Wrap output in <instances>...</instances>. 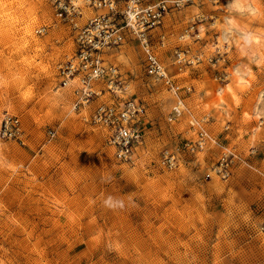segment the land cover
<instances>
[{
	"label": "rangeland",
	"instance_id": "rangeland-1",
	"mask_svg": "<svg viewBox=\"0 0 264 264\" xmlns=\"http://www.w3.org/2000/svg\"><path fill=\"white\" fill-rule=\"evenodd\" d=\"M231 1L172 9L164 18L163 47L152 32L173 88L146 76L141 45V52H130L132 75L106 59L129 83L132 98L146 108L151 99L170 133L142 161L121 163L106 130L87 121L88 110L73 109L70 89L59 88L56 65L74 44L68 27L55 25L52 3L0 0V119L5 112L18 115L27 136L25 145L0 139V264H264V175L251 164L264 152L256 142L218 153L211 147L174 170L158 164L161 149L179 140L189 122H198L194 137L211 119L200 110V76L217 85L213 91L230 82L238 113H252L264 133V58L256 64L234 42L244 31L264 36V0H248L252 15L234 11ZM79 4L83 24L95 11ZM215 18L241 24L222 31L230 47L226 74L238 64L252 68L244 87L227 76L216 80L207 62L224 22L213 27ZM42 25L48 32L36 34ZM184 49L203 51L204 59L180 68L174 60ZM98 99L111 98L106 93L92 106ZM224 152L233 159L227 179L213 172Z\"/></svg>",
	"mask_w": 264,
	"mask_h": 264
},
{
	"label": "built area",
	"instance_id": "built-area-1",
	"mask_svg": "<svg viewBox=\"0 0 264 264\" xmlns=\"http://www.w3.org/2000/svg\"><path fill=\"white\" fill-rule=\"evenodd\" d=\"M52 3L56 24H64L72 33L74 48L62 55L56 65L59 88H68L74 97L73 109L87 111V121L92 126L106 130L108 144L113 148L115 159L121 163H134L136 149L144 140L143 121L145 108L129 94L130 85L117 67L108 64L106 53L125 43L127 35L134 36L144 55L146 76L153 82L173 88V78L163 66L152 42V32L159 31V46L163 47L165 35L161 31L164 18L172 9L200 4L203 0H81L82 5L95 11L81 24L83 16L79 0H48ZM48 27L42 25L35 33L44 35ZM213 47L207 62L216 80L226 79L229 44ZM204 52L190 53L188 49L176 53L174 64L195 65L202 62ZM108 93L109 101H101L92 110V101ZM208 122V119L204 120ZM198 123V122H195ZM194 122H190L194 128ZM52 138L55 132L50 130ZM0 139L25 145L26 131L21 118L5 112L0 119ZM206 130L199 128L192 138L177 142L161 151L158 164L166 170L176 169L185 157L196 159L211 143ZM215 142V141H214ZM232 155V154H230ZM225 152L213 172L222 179L230 176L233 159ZM230 159V160H229ZM209 176V175H207Z\"/></svg>",
	"mask_w": 264,
	"mask_h": 264
},
{
	"label": "crops",
	"instance_id": "crops-1",
	"mask_svg": "<svg viewBox=\"0 0 264 264\" xmlns=\"http://www.w3.org/2000/svg\"><path fill=\"white\" fill-rule=\"evenodd\" d=\"M219 20L224 21V19H219ZM235 20L237 21V19ZM226 24L227 23L224 21L223 24L221 25V31L226 29L227 27ZM238 24L241 25L239 22ZM164 25L165 23L163 24V26ZM163 26L161 28L162 32H163ZM233 31L235 32V34H237L236 29H234ZM157 33H159V31H157ZM130 52L133 53L141 52V48L138 40L134 36L127 35L125 43L111 50L110 52L106 53L105 58L108 61H110L111 59L112 62L118 63L121 66L122 70L127 72L129 75H132L133 73H135V67H134V63L131 62ZM141 53H143V51ZM141 63H142V68L144 69V55H142ZM196 81H197L195 85L196 89H199L200 86L199 84L203 83L202 84L203 88L201 91H202V99L205 101V103H203L202 101V107L200 110L201 112L206 113L208 114L209 117H211V119H209V122L204 124L205 127L203 128L208 132V134L212 138L211 139L212 141L208 145L206 150H209L211 147H213L215 148V151L213 152L218 153L220 149H229L232 148L233 146V149L235 151V148L238 149L239 145L241 144L248 146L256 142V145L260 146V150H258V153L264 152V133H261L262 126H258L256 124V120L252 116L253 114L250 113L251 114L250 117V116H244L243 115L244 112L238 113L239 112L238 107L241 104L235 105L233 100H231V98H229L228 96H225L224 102L219 104H213V101L215 100L216 91L218 88H216L215 91H213L212 89L215 88L217 85L210 82L205 77H201V76ZM204 89L210 90L212 95L203 96ZM147 101H148L146 103L147 108L145 107V105L142 104L143 107L145 108V117L143 121L144 140L142 145L136 149L137 162H139V160L142 161L144 153L148 154L152 146L161 144V142H164L165 140L169 141L170 139L167 137V135L170 136V133L167 132L168 130L165 127V124H163V119L162 118L158 119L159 113H157L155 109L156 106L153 107L151 106L150 98ZM100 102L98 99L96 103H94V106L99 104ZM192 103L190 105L194 106V104ZM92 104L91 107H94L92 106ZM204 105L206 108H204ZM230 117L233 118L232 121ZM226 124L227 127L228 126L231 127L230 130L227 127H226L227 129L224 128ZM164 130H166V132H164ZM193 130L194 128L188 126V128L182 132L181 138L179 140H176L174 144H171L169 148L173 147L177 142L181 140L192 138L190 137V135ZM233 155H236V153L233 152ZM251 164L253 165L254 168H257V171L260 174L264 175V155H262L258 159L255 158V161L251 162Z\"/></svg>",
	"mask_w": 264,
	"mask_h": 264
},
{
	"label": "bare ground",
	"instance_id": "bare-ground-1",
	"mask_svg": "<svg viewBox=\"0 0 264 264\" xmlns=\"http://www.w3.org/2000/svg\"><path fill=\"white\" fill-rule=\"evenodd\" d=\"M230 6L234 11L240 14L245 11V13L252 15L255 12V8L249 3L248 0H232L230 2ZM220 23L221 21L215 18V20L212 22L211 25L213 27L220 26ZM226 23L228 27L231 25L233 27L239 28L238 24L233 19L226 20ZM240 30H242V28H240ZM223 32L224 31H221V36H219L220 41L219 44L217 43V45L219 46H221V44H223L224 41L226 40L224 37L225 35H223ZM243 34H244V37L242 38L243 40L241 39L240 36L238 38L234 37V42L237 48L240 50L242 54L247 56L248 59L253 60V62H256V64H260V59L264 58V36L259 35L257 32H253V31H244ZM186 37L187 36H184V38ZM226 76H227V80L233 82V84H235L236 86L244 87L251 83L250 79L252 77V68L247 64L234 65L232 68L227 69ZM209 95H212L211 91L208 89L206 90L204 89L203 96H209ZM225 96H228L233 101H237V95L230 82L225 84H220L218 86L213 104H219L224 102ZM246 114L247 116H250L249 113Z\"/></svg>",
	"mask_w": 264,
	"mask_h": 264
}]
</instances>
